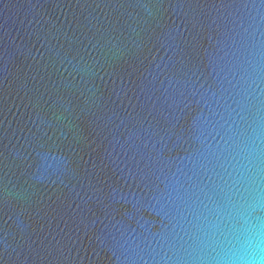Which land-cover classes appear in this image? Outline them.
<instances>
[{
  "label": "water",
  "instance_id": "95a60500",
  "mask_svg": "<svg viewBox=\"0 0 264 264\" xmlns=\"http://www.w3.org/2000/svg\"><path fill=\"white\" fill-rule=\"evenodd\" d=\"M0 264H264V0H0Z\"/></svg>",
  "mask_w": 264,
  "mask_h": 264
}]
</instances>
